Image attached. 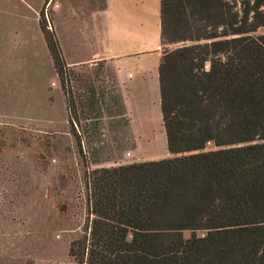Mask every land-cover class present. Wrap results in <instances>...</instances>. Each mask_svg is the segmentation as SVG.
I'll return each mask as SVG.
<instances>
[{"label": "trees", "instance_id": "obj_1", "mask_svg": "<svg viewBox=\"0 0 264 264\" xmlns=\"http://www.w3.org/2000/svg\"><path fill=\"white\" fill-rule=\"evenodd\" d=\"M159 24L161 44L192 43L162 52L157 65L172 157L89 171L88 231L68 243L67 257L72 264H264V34L257 33L264 0H159ZM39 29L84 160L99 142L89 139L96 104L128 125L121 97L114 88L89 94L88 67L65 64L41 14ZM77 84L88 92L77 94ZM208 143L213 149L205 150Z\"/></svg>", "mask_w": 264, "mask_h": 264}, {"label": "rangeland", "instance_id": "obj_2", "mask_svg": "<svg viewBox=\"0 0 264 264\" xmlns=\"http://www.w3.org/2000/svg\"><path fill=\"white\" fill-rule=\"evenodd\" d=\"M25 1L35 11L28 12L17 0H0V10L11 8L18 14L17 18L0 14V52L4 48L1 39L19 37L10 31L22 22H27L30 31L36 26L41 38L39 42L30 33L27 50L17 48L16 41L8 43L10 58L0 59V67L5 62L9 67L0 74V264H72L66 254L68 243L82 239L88 231L89 171L172 155L166 150L161 122L152 129L137 124L132 131L129 121L124 125L121 118L108 116L101 103V111L96 104L89 112V139L96 137L99 142L89 147L84 160L80 157L39 21L41 14L66 59L76 60L88 47L89 8H100L102 0ZM201 25L194 22V30ZM190 44L164 41L161 53ZM65 64L88 67L89 94L100 96L117 89L113 72L104 62ZM71 85L76 83L71 81ZM76 87L77 94L88 92ZM211 149V143L205 145V150ZM188 235L182 233L183 238Z\"/></svg>", "mask_w": 264, "mask_h": 264}, {"label": "crops", "instance_id": "obj_3", "mask_svg": "<svg viewBox=\"0 0 264 264\" xmlns=\"http://www.w3.org/2000/svg\"><path fill=\"white\" fill-rule=\"evenodd\" d=\"M17 1L28 12L35 11L26 1ZM0 14L18 16L11 8L0 10ZM87 25L86 52L76 60H67L61 48L65 62L69 65L104 62L113 72L131 130H137V124L152 129L161 122L157 81L161 56L159 0H102L100 8H89ZM38 31L36 26L30 31L27 22L13 27L10 33L19 37L1 39L4 48L0 59L10 58L12 51L8 43L16 41L17 48L27 50L30 33L34 39H41ZM257 33L264 34V28H259ZM7 69V62L2 63L0 74L7 73Z\"/></svg>", "mask_w": 264, "mask_h": 264}]
</instances>
